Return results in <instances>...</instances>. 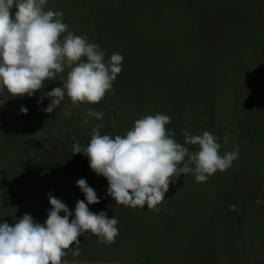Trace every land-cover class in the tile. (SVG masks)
<instances>
[{
    "label": "rangeland",
    "instance_id": "1",
    "mask_svg": "<svg viewBox=\"0 0 264 264\" xmlns=\"http://www.w3.org/2000/svg\"><path fill=\"white\" fill-rule=\"evenodd\" d=\"M48 8L106 61L122 54V71L98 104L73 107L65 96L43 111L42 93L62 87L67 70L32 97L0 104V222L30 214L43 224L49 194L74 212L87 203L76 185L84 178L100 199L89 210L115 216L119 235L106 245L85 233L81 254L64 257L72 264H264V0H48ZM89 109L103 120L85 125ZM157 113L171 118L178 142L182 130L208 131L222 155L238 145V158L203 183L181 174L158 211L118 205L103 176L82 175L88 158L72 154L71 138L87 145L96 124L101 135H125Z\"/></svg>",
    "mask_w": 264,
    "mask_h": 264
},
{
    "label": "clouds",
    "instance_id": "2",
    "mask_svg": "<svg viewBox=\"0 0 264 264\" xmlns=\"http://www.w3.org/2000/svg\"><path fill=\"white\" fill-rule=\"evenodd\" d=\"M63 15L48 8V0H0V96L4 97L0 104L8 98L32 97L66 70L63 86L42 93L38 101L50 100L43 109L46 113L56 110L65 96L77 107L98 104L113 91V82L122 71V54L113 53L106 61L100 45L69 31ZM20 112L27 114L28 109L22 106ZM104 115L89 109L83 123L87 125L88 118L103 120ZM170 119L160 113L146 115L135 120L125 135L115 137L101 135L103 125L96 124L87 145L71 138L75 141L72 154L88 158L91 170L107 180L106 194L116 204L158 211L170 184L181 174H192L197 183H203L218 170L229 168L239 155L238 145L222 155L217 138L208 131L190 135L182 130L185 140L178 142L176 133L166 128ZM193 145L198 149L190 150ZM76 185L87 203L78 200L74 212L49 194L51 210L43 224L30 214L14 225L0 222V264H72L64 257L69 251L72 257L81 254L79 237L88 232L99 243H115L118 219L90 211L88 205L100 203L96 191L84 178Z\"/></svg>",
    "mask_w": 264,
    "mask_h": 264
},
{
    "label": "water",
    "instance_id": "3",
    "mask_svg": "<svg viewBox=\"0 0 264 264\" xmlns=\"http://www.w3.org/2000/svg\"><path fill=\"white\" fill-rule=\"evenodd\" d=\"M91 168L89 166V161L87 159L82 160L81 164V173L82 175H86L87 173L91 172Z\"/></svg>",
    "mask_w": 264,
    "mask_h": 264
},
{
    "label": "crops",
    "instance_id": "4",
    "mask_svg": "<svg viewBox=\"0 0 264 264\" xmlns=\"http://www.w3.org/2000/svg\"><path fill=\"white\" fill-rule=\"evenodd\" d=\"M84 13H85V11H82V12H81V14H83V15H82V16H83V19H84Z\"/></svg>",
    "mask_w": 264,
    "mask_h": 264
},
{
    "label": "flooded vegetation",
    "instance_id": "5",
    "mask_svg": "<svg viewBox=\"0 0 264 264\" xmlns=\"http://www.w3.org/2000/svg\"><path fill=\"white\" fill-rule=\"evenodd\" d=\"M88 174V173H87Z\"/></svg>",
    "mask_w": 264,
    "mask_h": 264
}]
</instances>
